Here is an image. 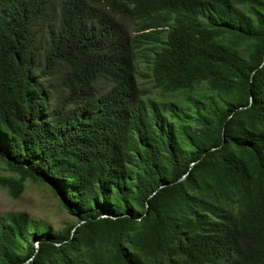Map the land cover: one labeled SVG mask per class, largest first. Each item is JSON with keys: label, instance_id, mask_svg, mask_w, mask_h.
<instances>
[{"label": "trees", "instance_id": "trees-1", "mask_svg": "<svg viewBox=\"0 0 264 264\" xmlns=\"http://www.w3.org/2000/svg\"><path fill=\"white\" fill-rule=\"evenodd\" d=\"M0 159V264H264V0H0Z\"/></svg>", "mask_w": 264, "mask_h": 264}, {"label": "rangeland", "instance_id": "rangeland-1", "mask_svg": "<svg viewBox=\"0 0 264 264\" xmlns=\"http://www.w3.org/2000/svg\"><path fill=\"white\" fill-rule=\"evenodd\" d=\"M53 21H56V17ZM43 27L47 28V21L43 22ZM145 61L143 57L140 59V71L136 80L149 85L147 77L143 76L149 73L145 68L147 65ZM7 175L11 174L0 159V177ZM14 211H25L32 219L48 223L54 231L62 229L66 223L73 222V218L60 206L58 196H55L49 187L27 178L23 181L22 192L16 198L11 197L6 189L0 186V214Z\"/></svg>", "mask_w": 264, "mask_h": 264}, {"label": "water", "instance_id": "water-1", "mask_svg": "<svg viewBox=\"0 0 264 264\" xmlns=\"http://www.w3.org/2000/svg\"><path fill=\"white\" fill-rule=\"evenodd\" d=\"M102 216H104V215H102ZM109 216H111V215H109ZM77 225V224H76Z\"/></svg>", "mask_w": 264, "mask_h": 264}]
</instances>
